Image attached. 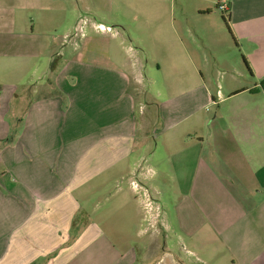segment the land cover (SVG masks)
Returning <instances> with one entry per match:
<instances>
[{
  "label": "crops",
  "instance_id": "obj_1",
  "mask_svg": "<svg viewBox=\"0 0 264 264\" xmlns=\"http://www.w3.org/2000/svg\"><path fill=\"white\" fill-rule=\"evenodd\" d=\"M45 9L60 0H0V264H264V13L164 38L168 72L191 78L158 101L139 55L58 64ZM94 179L132 222L147 208L137 247L114 241L110 207L92 220Z\"/></svg>",
  "mask_w": 264,
  "mask_h": 264
},
{
  "label": "rangeland",
  "instance_id": "obj_2",
  "mask_svg": "<svg viewBox=\"0 0 264 264\" xmlns=\"http://www.w3.org/2000/svg\"><path fill=\"white\" fill-rule=\"evenodd\" d=\"M60 4L59 12L43 10V25L36 21L38 36L48 43L53 42L54 47L52 45L50 48L52 57L60 53L59 59L55 57L58 64L76 57L83 62L111 67L116 63H135L134 56L139 55L143 63L145 87L158 101L164 100L172 92V85L175 86L173 82L191 78L189 75L174 77L168 72L169 67L165 63L168 55L164 52L163 44H160L164 38L177 41L179 33L183 34L187 29L195 30L201 24L212 27L223 22L225 25L234 24L238 27L264 13V0H60ZM221 4H226L231 11L221 10ZM98 25L110 27V31L120 32L122 36L114 37L112 32L99 30ZM227 30L230 32V28ZM177 47L180 48L179 45ZM186 51H181V58L187 69H193L190 62L197 50L190 45ZM221 52H224L223 46ZM159 61L163 65L161 71L157 69ZM49 65L51 67L52 63ZM146 101L149 102L148 99ZM215 111L211 108L204 115L214 117ZM113 177L108 186L110 194L117 189L114 183L116 175ZM98 183L99 180L95 179L91 182V193L86 199V208L92 213V220L104 227L101 223H106L113 216L110 213H116L115 217H123L119 231H126L128 236L123 239L115 235L114 241L121 246L130 244L137 247L143 240L137 237L138 231L147 225V220H143L147 219V208L140 206L142 218L139 223L132 222V209L116 206L118 209L114 212L111 202H106V196L102 197V190L96 188ZM166 203L171 204L169 198H166ZM109 207L108 218L106 209ZM136 213L135 205L134 216ZM103 217L105 221L101 222ZM174 243L177 244L176 241ZM141 263L140 259L139 264Z\"/></svg>",
  "mask_w": 264,
  "mask_h": 264
},
{
  "label": "built area",
  "instance_id": "obj_3",
  "mask_svg": "<svg viewBox=\"0 0 264 264\" xmlns=\"http://www.w3.org/2000/svg\"><path fill=\"white\" fill-rule=\"evenodd\" d=\"M220 9L223 10V11H228L229 10V8H228V6L226 4H221ZM98 29L112 32V31H110L111 30L110 27H106L104 25H98Z\"/></svg>",
  "mask_w": 264,
  "mask_h": 264
}]
</instances>
